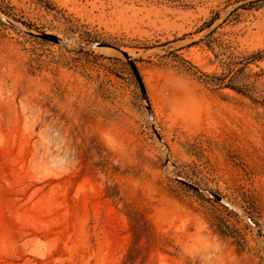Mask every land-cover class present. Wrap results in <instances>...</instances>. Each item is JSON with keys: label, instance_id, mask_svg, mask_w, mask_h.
<instances>
[{"label": "rangeland", "instance_id": "374dc122", "mask_svg": "<svg viewBox=\"0 0 264 264\" xmlns=\"http://www.w3.org/2000/svg\"><path fill=\"white\" fill-rule=\"evenodd\" d=\"M125 263L264 264V0H0V264Z\"/></svg>", "mask_w": 264, "mask_h": 264}, {"label": "water", "instance_id": "95a60500", "mask_svg": "<svg viewBox=\"0 0 264 264\" xmlns=\"http://www.w3.org/2000/svg\"><path fill=\"white\" fill-rule=\"evenodd\" d=\"M44 37H48V38H49L50 40H52V41H57V37L52 36V35H48V36H44ZM98 45H99V44H98ZM124 56H125V58L127 59L129 65H130V67H131L132 70H133V73H134V75H135V77H136V79H137V81H138V83H139V85H140V88H141L142 93L145 95V89H144V86H143V84H142L141 78H140V76H139L138 70H137V68H136V66H135V64H134V62H133L132 60L129 59L128 55L124 54ZM215 197H216L217 199H220L219 196H215Z\"/></svg>", "mask_w": 264, "mask_h": 264}, {"label": "trees", "instance_id": "16d2710c", "mask_svg": "<svg viewBox=\"0 0 264 264\" xmlns=\"http://www.w3.org/2000/svg\"><path fill=\"white\" fill-rule=\"evenodd\" d=\"M255 1H252V2H247V3H254ZM263 57V54H262V52L261 51H258V52H255V53H253V54H251L250 55V59L251 60H259V59H261ZM231 87H233V86H231ZM233 89H236V88H233ZM126 264V263H125Z\"/></svg>", "mask_w": 264, "mask_h": 264}]
</instances>
